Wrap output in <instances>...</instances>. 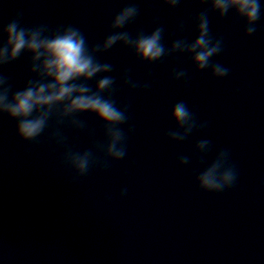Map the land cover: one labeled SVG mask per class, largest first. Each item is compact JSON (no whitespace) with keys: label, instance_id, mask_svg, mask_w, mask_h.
<instances>
[{"label":"clouds","instance_id":"9594fccd","mask_svg":"<svg viewBox=\"0 0 264 264\" xmlns=\"http://www.w3.org/2000/svg\"><path fill=\"white\" fill-rule=\"evenodd\" d=\"M181 2L159 0L169 10L176 9ZM198 3L207 7L192 18L195 38L189 40L180 36L167 46L164 43L165 27L156 21L151 31L142 27L134 33L127 30L140 14L134 0L112 17L109 34L95 43H90L84 32L72 24L26 26L19 14L6 24L0 23V120L6 116L15 122V134L21 142L39 143L44 137L60 149V166L71 173L73 183L94 169L108 171L112 163L127 156L128 138L133 131L128 126L130 105L118 104L114 97L120 87H126L130 92L147 91L152 82L150 72L142 82L132 76L130 68L114 75L117 72L115 65L102 62L101 56L117 45L146 64L186 56L194 72H208L212 79L221 80L229 75L230 69L213 62V58L223 52L224 40L213 36L210 15L223 19L231 13L242 22L245 37H252L257 32V22L262 16L260 0H198ZM184 29L185 23L181 20L176 31L183 33ZM22 56L27 58L28 78L22 88L13 90L11 78L4 69ZM188 75L187 70L174 69L170 79L186 82ZM89 81H95L94 87ZM85 114L99 122L101 139L96 138L97 129L82 118ZM169 118L174 125L164 134L169 142L183 143L208 127V122L201 121L183 100L172 106ZM68 130L87 135L89 146L83 150L73 148L66 134ZM212 151V141L201 138L192 146L191 154L178 155L176 163L180 167L193 163L202 165ZM238 178L230 150L221 148L194 176V183L200 192L220 194L234 188ZM260 186L264 188V180ZM127 195V187H122L119 198Z\"/></svg>","mask_w":264,"mask_h":264}]
</instances>
